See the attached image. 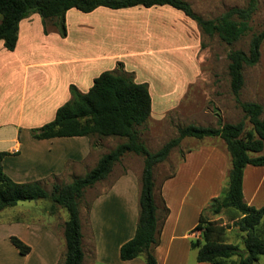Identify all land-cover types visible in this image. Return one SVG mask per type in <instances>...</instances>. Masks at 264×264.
<instances>
[{"label":"crops","instance_id":"crops-1","mask_svg":"<svg viewBox=\"0 0 264 264\" xmlns=\"http://www.w3.org/2000/svg\"><path fill=\"white\" fill-rule=\"evenodd\" d=\"M184 18L189 17L170 5L99 6L90 12L72 7L65 13V36L52 24L44 33L36 12L21 19L14 49L8 50L0 40V150L8 152L2 159L4 172L18 182L45 183L76 173L89 160L94 165L100 155L92 154L91 136L37 139L31 129L53 119L56 109L71 97L70 84L85 92L101 71L115 69L118 61L125 71L134 73L135 81L148 84L152 114L151 76L159 69L166 71L158 65L192 62L196 45L183 29ZM164 54L173 61H165ZM152 58L156 64L150 62ZM181 68L166 90L174 91L177 83L192 80L194 71L186 78ZM219 140L209 139L186 150L158 188L155 183L159 216L161 198L169 209L154 246L157 264H212L196 260L190 240L198 236L192 229L201 210L226 186L230 155L224 140ZM260 153L264 154V148ZM129 173L126 169L119 174L86 211L81 209L87 228L83 234L81 225L82 264H146L143 254L128 260L119 256L120 246L134 235L138 218L140 188H136V176ZM242 189L248 204L264 205V165L244 167ZM16 206L0 210V264H59L65 252L63 225L68 215L57 223L56 212L51 213L48 206L36 210L28 206L19 212ZM6 209L14 211L7 213ZM10 235L30 245V251L21 254L10 242Z\"/></svg>","mask_w":264,"mask_h":264},{"label":"trees","instance_id":"trees-1","mask_svg":"<svg viewBox=\"0 0 264 264\" xmlns=\"http://www.w3.org/2000/svg\"><path fill=\"white\" fill-rule=\"evenodd\" d=\"M257 1L248 0L245 6H234L216 17L205 18L196 13L187 0H0V40L8 50H13L18 38L19 21L34 12L41 16L44 32H47V23L50 22L61 36H65V13L72 7L90 12L99 6L116 9L136 5H170L194 20L203 34L217 36L221 41L232 44L249 31ZM263 40L264 27L252 33L247 50L231 49L227 55L230 90L243 112V118L218 126H180L176 136L155 151H150L138 136V127L146 122L151 113V96L146 82L135 81L131 73L106 69L93 79L85 92L70 84V99L56 109L52 120L32 128V137L99 135L118 136L124 141L102 153L84 174L63 184L54 183L51 191L43 187L41 180L18 182L8 176L2 166V159L8 152L0 150V210L18 201L37 199L51 202L47 208L51 212L56 205L65 208L68 215L63 225L65 252L59 264H82L84 254L78 199L86 187L106 178L125 153L134 152L143 157L138 218L134 235L120 246L119 256L128 260L143 254L146 264H157L154 246L159 242L161 226L169 209L161 198V217L157 212L154 166L164 161L184 137L201 139L219 136L230 155L227 186L201 210L198 223L192 229L198 232V236L191 238L190 246L196 249V260L199 262L228 264V259L236 255L235 264H253L264 254V237L257 232L264 217V205L255 207L248 204L244 200L242 184L247 164L264 165V154L260 153L264 148V118L261 116L264 107L257 101L241 100L239 94L244 84L243 69L258 62ZM245 119L251 127H246ZM207 209L213 214L222 210L235 212L230 219L244 232L243 248L225 240L227 225L208 219L205 216ZM9 239L21 254L30 251V245L18 236L10 235Z\"/></svg>","mask_w":264,"mask_h":264},{"label":"rangeland","instance_id":"rangeland-1","mask_svg":"<svg viewBox=\"0 0 264 264\" xmlns=\"http://www.w3.org/2000/svg\"><path fill=\"white\" fill-rule=\"evenodd\" d=\"M192 6L193 10L205 18H213L234 6H245L248 0H187ZM47 26H51L48 22ZM264 27V0L257 1V7L250 20L249 31L241 36L237 41L232 44H227L221 41L217 36L210 37L203 34L196 22L189 18H184L183 29L186 31L191 41L195 43L196 49L192 52V62L190 64L183 61H177V65L159 64L158 67H164L166 71L158 70L159 73L155 74L154 87L152 89L153 113L147 118L146 122L138 127V136L150 151L157 150L165 141L176 136L178 127L186 124L195 125H209L218 126L224 122H237L243 118V112L235 101V98L230 90L229 74H228V52L231 49H248L249 39L252 33L260 31ZM47 33V32H44ZM173 57L169 54H164V60L169 62L173 61ZM157 61L161 59H156ZM156 61L152 58L150 62ZM118 63H121L118 64ZM182 65L184 77L192 76L194 71L195 75L187 84L177 83L173 90H166V88L174 84L175 71L179 72V67ZM175 67V68H174ZM119 68V69H118ZM171 68V69H170ZM170 69V72L168 70ZM117 72L131 73L134 78L133 72H128L123 69V63L118 61L115 69ZM143 73V70L139 71ZM244 84L240 91L239 97L241 100L257 101L264 107V40L260 46V57L256 64L245 66L243 69ZM164 75V76H163ZM165 77V78H164ZM149 78V77H148ZM150 79V78H149ZM151 80V79H150ZM152 84V81H150ZM186 84V85H185ZM153 86V84H152ZM166 87V88H164ZM157 95V99L155 96ZM264 118V109L261 115ZM246 127H251L248 119H245ZM210 138H196L187 136L183 138L179 145L174 147L168 157L156 164L153 169V180L158 188L160 181L164 176L171 173L177 162L182 158L184 152L192 146H199L205 144L209 139H214L219 142V136H206ZM124 141V138L118 136H91L92 154L95 156L101 155L104 152L114 148V146ZM256 155L258 153H251ZM93 166L92 161H87L84 165L79 167L76 173H67L60 177L56 176L49 179L45 183L42 182L43 187L47 191H51L54 183L63 184L72 180L75 176L84 174ZM143 167V157L134 152L125 153L112 168V172L106 178L97 181L90 187L83 190L82 195L78 199L79 214L82 217V230L87 232L86 225L83 224V211L88 209L89 203L93 198L108 189L113 180L126 169L130 170L129 176H136L137 190L140 188V172ZM227 186V180L226 184ZM225 186V187H226ZM51 202L47 199L37 200H22L18 201L17 206L14 208L18 210L33 206L34 210L42 209L43 206H49ZM8 209V208H7ZM6 209V210H7ZM5 210V211H6ZM49 210V209H48ZM4 211V212H5ZM9 211L14 210H7ZM2 212V213H4ZM55 220L61 223L67 216L65 208L56 205ZM81 212V213H80ZM25 213L22 211V214ZM21 214V213H20ZM230 215H235V212H228L222 210L219 214H213L209 209L205 211V216L208 219H215L227 225L225 240L228 242L237 243L240 248L244 247L243 237L244 232L233 224ZM236 215H238L236 213ZM257 232L260 236L264 237V217L262 222L257 227ZM238 257L236 255L228 259V264H235ZM253 264H264V254H261L257 261Z\"/></svg>","mask_w":264,"mask_h":264}]
</instances>
